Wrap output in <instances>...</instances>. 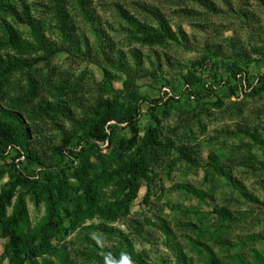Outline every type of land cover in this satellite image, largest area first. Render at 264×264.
I'll return each instance as SVG.
<instances>
[{
    "label": "rangeland",
    "instance_id": "rangeland-1",
    "mask_svg": "<svg viewBox=\"0 0 264 264\" xmlns=\"http://www.w3.org/2000/svg\"><path fill=\"white\" fill-rule=\"evenodd\" d=\"M58 1L71 14L72 28L67 29V34H74L71 41L58 21ZM85 1L93 14L91 19L80 13L77 0H0V36H4L7 21L23 38L31 39L30 28L16 17L31 12L41 23L49 44L58 49L37 67L47 78L42 81L39 96L18 109L31 132V150L43 165L52 162L65 166L68 161L60 159V154L55 155L51 148L63 143L65 138L69 139L67 146L83 141L80 140L83 124H90L95 118V109L106 101L113 102L119 109L117 114L122 116L130 104L136 109L134 105L142 96L157 97V84L171 83L181 89L189 78L199 89L206 80L215 82L216 88L206 99L188 101L185 98L168 109V114L162 111L142 114L137 123L139 134L143 135L148 126L155 124L161 140L168 144L149 151L151 181L140 182L138 197L129 215L112 223L96 217L84 224L112 225L123 230L132 239L136 251L142 253L143 262L114 257L99 263L79 256L82 250L107 255L88 242L83 230L66 234L61 243L80 264H185L178 259L177 244L187 255L188 264H205L204 256L188 241L192 237L207 243L222 260H229L230 254L239 250L238 238L248 233H261L264 237V171L260 170V162L264 161V90L255 94L250 87L264 76V0H212L207 6L197 0ZM121 9L155 29L158 27L156 15L164 14L179 34L177 40H167L163 45H144L130 35L119 13ZM0 54L8 59L31 60L36 56L11 48L0 49ZM208 58L216 64L214 68H194L195 63ZM233 63L245 70L246 80L242 82H250L245 87L247 92L243 94V88L240 97L228 96L229 84L227 87L217 84L219 77H224L230 86H236L227 68ZM104 68L112 73V82L106 80ZM31 75L35 76V70ZM27 77L30 76L19 71L4 81L0 104L11 105L23 96ZM60 82H67L68 86L59 94L55 86ZM54 88L55 95L51 93ZM42 100L63 101L64 116L45 114ZM218 100L220 105L216 103ZM146 109L143 106V112ZM132 133L130 129H118L111 155L119 151L118 137L130 138ZM85 144L86 152L76 164L87 160L88 168L95 171L100 162L95 159L97 151L89 143ZM1 162L10 164L11 158ZM39 165L25 159L22 163L26 171ZM215 166L231 173L254 196L243 197L227 183L224 175L215 171ZM67 168L64 169L70 180L75 182L74 166ZM7 180L8 176L4 177L0 187ZM45 183L43 176L42 184ZM193 189L203 190L206 197H198ZM109 190L112 199L115 188ZM27 201L35 223L45 213V203L38 204L32 193L27 195ZM216 205L244 216L240 225L224 231V238H218L211 229L207 233L201 230L219 226L214 212ZM88 233L105 248L119 245L117 235L111 237L98 230ZM5 242L1 241L0 255ZM257 246L264 248V238ZM1 264H8V259L3 258Z\"/></svg>",
    "mask_w": 264,
    "mask_h": 264
},
{
    "label": "trees",
    "instance_id": "trees-1",
    "mask_svg": "<svg viewBox=\"0 0 264 264\" xmlns=\"http://www.w3.org/2000/svg\"><path fill=\"white\" fill-rule=\"evenodd\" d=\"M197 1L204 6L208 5L207 2H212V0ZM77 3L80 13L87 19H91L93 14L88 9L87 2L77 0ZM57 13L60 27L68 37V41H71L74 34H67V29L72 28L71 14L61 1L57 3ZM119 13L124 17L130 35L139 38L144 45H163L167 40H177L179 34L174 31L164 14L156 15L158 27L155 29L154 26L145 24L139 18L127 14L125 10L121 9ZM186 13L191 14L190 11H186ZM16 17L30 28L31 39L23 38L11 23L5 21L4 36H0V49L11 48L16 51L36 54V56L31 60L26 58L8 59L0 54V88L13 73L22 71L26 73V76H30L27 77L28 84L22 97L11 105L0 104V182L8 176V180L0 187V246L1 241L6 240L3 244V254L0 255V264L3 258L8 259V264H80L70 256L67 247L61 243L66 234L78 230L86 231L88 242L107 253L106 256H102L94 250H82L78 252L79 256L99 263H104L114 257H128L135 262L142 263V253L136 251L132 239L123 230L112 225L102 226L91 223L84 226V224L96 217L112 223L129 215L131 206L138 197L140 182L144 180L149 184L151 181L149 151L155 147H167L168 144L161 140L159 127L155 124L148 126L143 135L139 134L137 123L142 114L158 111L168 114V109L185 98L188 101L193 98L206 99L214 94L216 83L206 80L200 89L189 78L181 89L171 83L157 84L159 92L164 86H169L175 91L178 89L180 98L169 97L167 101L160 103V98L142 96L134 105L136 109L132 108L130 104L127 112L122 116L117 114L119 109L113 102L106 101L95 109V118L89 122L90 124H83L84 131L80 134V140L83 141L67 146L66 142L69 139L65 138L63 143L51 148L55 155L60 154V159L68 161L65 166H56L57 164L52 162L45 166L39 156L31 150V132L25 117L18 109L22 104L30 103L39 96L42 81L47 78L41 70L38 71L37 67L41 62L49 60L55 55L58 49L49 44L41 23L31 15V12ZM198 63H195L194 68L211 69L216 66L209 58ZM205 64L208 66L205 67ZM227 68L231 74L230 77L237 82L236 86H230L228 80L224 77L220 79L219 76L217 84L226 87L229 84L228 96L240 97L242 89L244 88L243 94H245L247 86H250V82H248L249 84L242 82L244 78L246 80L245 70L234 63L228 64ZM34 70L35 76H32L31 73ZM104 72L106 80L112 82L114 79L112 73L107 68H104ZM257 82V86H254V83ZM254 83L250 86L253 93L257 94L264 90V76L257 78ZM186 85H189V88H185ZM67 86V82H60L55 88L59 90L60 94ZM55 88L51 91L53 95L56 93ZM144 102L152 104L143 112ZM216 103L220 105L221 101L218 100ZM41 108L49 116V112L60 113L64 116L63 101L42 100ZM118 129H130L133 133L130 138L119 136V151L111 155V146ZM255 140L257 139L255 138ZM84 141L90 144V148H95L97 151L95 159L100 162L95 171L88 168L87 160L76 164L86 152ZM105 142L108 144L104 148L102 145ZM116 155H118L117 158L114 157ZM21 156H24L26 161L30 160V163L38 162L41 165L26 171L22 167L24 159H21ZM9 157L11 158L10 164L1 162ZM260 164V170L264 171V161H261ZM73 166L72 178L75 179V182L70 180L69 174L65 170L68 169L67 167L72 168ZM57 168L58 170L55 171ZM215 171L224 175L227 183L246 199L254 196L240 180L222 167L215 166ZM43 176L46 180L44 185L42 184ZM111 187L115 188L112 199L109 197ZM193 192L198 197H206L203 190L193 189ZM29 193L35 196L38 204L41 201L45 203V213L35 223L30 217L27 201ZM145 200H147V196ZM214 212L218 216L219 226L216 227L215 224L216 228L214 229L211 225L203 227L201 230L207 233L211 229V233L218 238H224V231H228L230 226L240 225L244 219L243 215L219 205L214 206ZM162 227L165 231L168 230L167 226L163 225ZM93 230L106 233L111 237L119 236L117 237L119 245L114 248L100 246L93 239L92 234L88 233ZM263 238L261 233H248L244 237L238 238L236 243L239 245V250L232 252L229 260L226 261L222 260L207 243L195 241L192 237H189L188 241L199 251L201 256H204L205 264H264V248L257 246ZM233 245L235 244L233 243ZM175 248L178 251V259L188 264V257L183 252L181 245L177 244Z\"/></svg>",
    "mask_w": 264,
    "mask_h": 264
},
{
    "label": "built area",
    "instance_id": "built-area-1",
    "mask_svg": "<svg viewBox=\"0 0 264 264\" xmlns=\"http://www.w3.org/2000/svg\"><path fill=\"white\" fill-rule=\"evenodd\" d=\"M208 64H205V67H207ZM185 88H189V85H186ZM169 97H174L175 99L180 98V93L173 90L171 87L169 86H164L161 91L159 92V94L157 95L156 98H160V103L167 101L169 99ZM150 104L152 103H148V102H144L142 105V110H143V106L148 107ZM108 142L103 143V147L105 148L107 146ZM21 159H24V156L20 157ZM18 161V159H17Z\"/></svg>",
    "mask_w": 264,
    "mask_h": 264
}]
</instances>
